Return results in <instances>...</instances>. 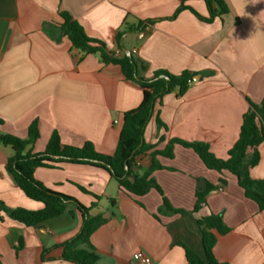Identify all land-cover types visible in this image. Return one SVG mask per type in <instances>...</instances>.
Here are the masks:
<instances>
[{
  "label": "crops",
  "instance_id": "obj_1",
  "mask_svg": "<svg viewBox=\"0 0 264 264\" xmlns=\"http://www.w3.org/2000/svg\"><path fill=\"white\" fill-rule=\"evenodd\" d=\"M224 2L229 12L207 22L190 9L209 17L206 0H0V133L27 140L35 125L39 136L28 147L32 153L44 152L55 131L63 146L91 141L99 153L115 152L124 115L139 107L143 92L120 66L72 46L62 29L61 11H68L109 50L133 54L138 77L151 79L158 70L192 73L183 96L172 92L157 103L146 143L163 150L174 138L200 141L227 159L244 115L264 100V0ZM257 150L250 174L264 179V142ZM13 153L0 142V202L40 210L44 204L29 198L7 171ZM158 159L163 168L154 177L171 207L186 214L164 207L156 189L133 195L91 165L39 167L35 177L90 207L91 217L107 219L90 237L100 255L97 264H140L143 257L152 264H190L184 246L205 257L198 220L212 214H221L229 228L213 231L219 261L264 264V210L245 196L235 175L208 168L180 144L172 158ZM141 162L147 168L150 153ZM222 178L226 184L210 189L199 203L197 191L219 186ZM4 216L2 264H76L63 258V244L83 224L76 205L35 226Z\"/></svg>",
  "mask_w": 264,
  "mask_h": 264
},
{
  "label": "trees",
  "instance_id": "obj_2",
  "mask_svg": "<svg viewBox=\"0 0 264 264\" xmlns=\"http://www.w3.org/2000/svg\"><path fill=\"white\" fill-rule=\"evenodd\" d=\"M206 3L210 12L209 17H204L190 8L204 21L212 22L216 17L229 12L224 0H206ZM184 8L186 6L183 5L180 10ZM61 16L64 19L62 29L71 40L72 46L88 54L99 55L106 63L120 66L126 80L142 89L143 99L139 107L125 113L119 141L115 152L111 155L97 152L91 141L85 142L80 147L63 146L57 131L53 133L44 152L32 153L28 147L39 136L35 125L31 126L30 136L27 140L0 133V142L11 145L14 150L8 160L7 171L29 198L44 204L40 210H28L21 207H9L1 201L0 220L3 221L6 214L13 221L26 226L40 225L61 215L67 210L68 205L74 204L83 214V224L79 233L63 244V258L76 264H97L100 255L92 246L90 237L98 228L107 224V219L91 217L89 215L90 207L84 206L70 195L48 188L35 177L36 170L39 167H55L64 163L103 168L129 193L143 196L152 189H156L163 196L164 207L186 214L185 210L177 211L171 207L164 191L153 175L156 170L163 168L158 157L172 158L176 144L193 149L208 168L220 173L229 171L235 175L245 196L256 202L260 210H264V179H254L250 174V169L259 161L258 146L264 142V100L261 105H252V109L244 115L239 137L230 149L227 159L218 158L210 150L209 144L200 141L189 142L174 138L165 149H155L156 145L146 143L145 130L155 112L156 105L169 93L177 92L179 96H183L190 87L192 73L184 71L179 75H174L165 70H158L151 79L140 78L137 73L138 63L133 54L124 52L121 56L117 55L116 52L108 49L106 43L88 36L82 25L68 11H61ZM159 124L163 125L161 121ZM148 153L151 156V164L141 174L140 170L144 168L141 158ZM225 184L226 180L222 178L219 186H212L205 191L198 190V202L205 201L206 194L210 189H218ZM81 189L85 192L88 191L84 187ZM198 225L202 232L205 257H201L184 246L190 264H229L219 261L214 255L217 236L213 231L217 230L224 234L229 230L224 223L223 216L212 214L199 219ZM0 264H2L1 260Z\"/></svg>",
  "mask_w": 264,
  "mask_h": 264
},
{
  "label": "built area",
  "instance_id": "obj_3",
  "mask_svg": "<svg viewBox=\"0 0 264 264\" xmlns=\"http://www.w3.org/2000/svg\"><path fill=\"white\" fill-rule=\"evenodd\" d=\"M140 264H152V259L150 257H143Z\"/></svg>",
  "mask_w": 264,
  "mask_h": 264
},
{
  "label": "water",
  "instance_id": "obj_4",
  "mask_svg": "<svg viewBox=\"0 0 264 264\" xmlns=\"http://www.w3.org/2000/svg\"><path fill=\"white\" fill-rule=\"evenodd\" d=\"M128 54H130V52H129V51H128ZM146 170H147V168H146V167H144V168H143V169L140 171V172H141V174H142V173H144ZM204 183H205V182H204V181H202V182H201V185H199V189H200V190H203V189L205 188V187H204ZM202 184H203V186H202Z\"/></svg>",
  "mask_w": 264,
  "mask_h": 264
}]
</instances>
